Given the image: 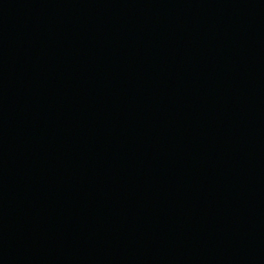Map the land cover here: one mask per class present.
<instances>
[{"label":"water","instance_id":"1","mask_svg":"<svg viewBox=\"0 0 264 264\" xmlns=\"http://www.w3.org/2000/svg\"><path fill=\"white\" fill-rule=\"evenodd\" d=\"M0 264H264V0H0Z\"/></svg>","mask_w":264,"mask_h":264}]
</instances>
